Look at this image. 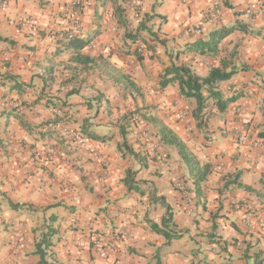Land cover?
Returning <instances> with one entry per match:
<instances>
[{
	"label": "crops",
	"instance_id": "crops-1",
	"mask_svg": "<svg viewBox=\"0 0 264 264\" xmlns=\"http://www.w3.org/2000/svg\"><path fill=\"white\" fill-rule=\"evenodd\" d=\"M236 23L248 31L216 52L187 50ZM172 63L202 77L233 71L218 88L235 99L221 112L209 101L199 127L195 101L159 85ZM159 124L210 166L199 196ZM241 199L264 222V0H9L0 10V264H40L36 243L50 229L45 258L57 264H264V226L242 224ZM163 219L176 236L154 229ZM95 237L112 243L105 258Z\"/></svg>",
	"mask_w": 264,
	"mask_h": 264
},
{
	"label": "trees",
	"instance_id": "trees-1",
	"mask_svg": "<svg viewBox=\"0 0 264 264\" xmlns=\"http://www.w3.org/2000/svg\"><path fill=\"white\" fill-rule=\"evenodd\" d=\"M118 10L120 9L117 8V11ZM234 30L248 31V28L245 24L236 23L232 26L220 29L208 40L194 42L186 48L187 50L199 51L200 53H214L217 51L220 41ZM255 35L258 36L259 34L256 33ZM67 40H69L71 44L76 41L73 36L71 38H68L67 36ZM232 74L233 71H225L220 67H211L208 74L202 77L195 74L190 67L185 64L172 63L161 76L159 85L163 88L170 84H177L178 94L180 96L193 99L195 101V105L191 111V116L196 124L201 127L205 121L206 114L208 113L205 109L209 106V101H212L217 110L221 112L224 111L229 103L235 99V97H224L218 88V83L229 79ZM120 77L122 78L121 83H123L125 88L131 89L132 87H135L134 82L129 79L127 74H120ZM158 130L162 143L177 148L181 158L191 165V178L194 186V193L199 196L201 193L202 182L206 179L208 173L210 172V166L208 164L201 165L195 157L188 152L183 141L166 125L159 124ZM123 145L127 148L125 141L123 142ZM237 185L243 186L241 183H238ZM244 187L248 189L247 186ZM169 224L170 226H173V224H171V219H163V228H155L153 224L152 227H154L156 231L166 235V238L170 239L171 236L176 235L169 234L165 230ZM52 232L53 230H48L36 243V251L40 257V264H57L56 262H49L45 258L47 255L46 251L49 249L51 243L49 237Z\"/></svg>",
	"mask_w": 264,
	"mask_h": 264
},
{
	"label": "built area",
	"instance_id": "built-area-1",
	"mask_svg": "<svg viewBox=\"0 0 264 264\" xmlns=\"http://www.w3.org/2000/svg\"><path fill=\"white\" fill-rule=\"evenodd\" d=\"M8 3H9V0H0V10H5L8 7ZM132 6H133V9L135 11V16L137 17L139 15V4L136 2H133ZM252 9L253 8L251 6H248L245 9V13L251 14L253 11ZM217 13H218L217 8L214 6V4L211 5L206 12V21H208V22L214 21V19L217 16ZM192 29L198 33H201V30H202L200 25H196ZM72 36H73V33H70L68 35V38H71ZM237 109L238 108H236V110ZM56 115L58 118L63 117V114L60 111H58ZM179 116L180 117L185 116V112H180ZM57 126H59L58 123L54 124L53 128H56ZM60 127H61V133L67 138V140H69L70 142L77 144L79 146H82V145L85 146L86 140L80 131L71 129L67 126H61L60 125ZM144 133H146V131H144ZM145 136L147 139L151 138L149 133H146ZM238 137L241 141H244L246 138L245 133H241ZM155 146L156 145L154 143H151L152 150L155 149ZM92 157L95 160L101 161L100 155L97 152H93ZM101 169L102 170L100 171V174L96 176V180L99 181L100 183H102V185H104L106 182V179H107L108 172H107V169L105 167L101 168ZM188 201H189V199H188ZM232 204H233L234 208H236L237 210H239V209L243 210L241 222L244 226H246L248 228L249 227L252 228V226H254V225H258V226H262V227L264 226L263 220L259 217L256 209H254L253 204L250 201H248L246 199H241V200H235ZM92 246L95 249V251L98 253L99 257L105 258L108 254V250L112 247V243L111 242H104L99 237H95L92 240Z\"/></svg>",
	"mask_w": 264,
	"mask_h": 264
}]
</instances>
